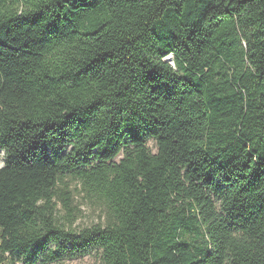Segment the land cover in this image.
<instances>
[{
	"label": "trees",
	"instance_id": "16d2710c",
	"mask_svg": "<svg viewBox=\"0 0 264 264\" xmlns=\"http://www.w3.org/2000/svg\"><path fill=\"white\" fill-rule=\"evenodd\" d=\"M0 151V264H264V0H0Z\"/></svg>",
	"mask_w": 264,
	"mask_h": 264
},
{
	"label": "rangeland",
	"instance_id": "374dc122",
	"mask_svg": "<svg viewBox=\"0 0 264 264\" xmlns=\"http://www.w3.org/2000/svg\"><path fill=\"white\" fill-rule=\"evenodd\" d=\"M149 147L155 151V145L152 141L149 142ZM4 165V153L0 151V168ZM70 177H68L69 179ZM71 188L73 189V204L76 207V218L72 224L73 228H83L96 223L105 221L103 206L96 200L92 199L81 189L80 183L77 180H70ZM65 215V210L62 214ZM97 257L95 253H91L85 257L66 260V264H96Z\"/></svg>",
	"mask_w": 264,
	"mask_h": 264
},
{
	"label": "water",
	"instance_id": "95a60500",
	"mask_svg": "<svg viewBox=\"0 0 264 264\" xmlns=\"http://www.w3.org/2000/svg\"><path fill=\"white\" fill-rule=\"evenodd\" d=\"M168 61H169L172 65H174V61H173V59H172L171 57H168Z\"/></svg>",
	"mask_w": 264,
	"mask_h": 264
}]
</instances>
